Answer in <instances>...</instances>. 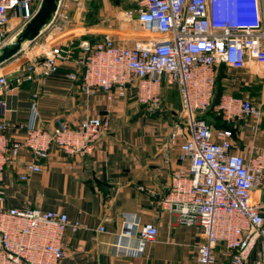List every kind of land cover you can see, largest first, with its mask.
<instances>
[{
    "label": "built area",
    "instance_id": "2783aa9c",
    "mask_svg": "<svg viewBox=\"0 0 264 264\" xmlns=\"http://www.w3.org/2000/svg\"><path fill=\"white\" fill-rule=\"evenodd\" d=\"M41 3L0 0V50L9 42L11 20L24 27ZM63 7L64 0L36 40V49L23 46L21 52L29 60L15 75L17 83L47 78L73 61L82 69L85 95L101 90L110 103L132 97L149 113L162 110L164 86L176 87L187 125L173 132L171 142L183 138L180 149L189 167L173 174L160 206L176 214L181 224L203 232L206 243L198 247L199 264H216L219 244L230 264H264V148L253 147L248 156L233 154L232 132H217L222 138L218 142L210 125L198 117L212 105L218 66L243 69L252 61L264 66V0H143L137 21L144 39L131 45L110 36L83 41L77 57L73 44H53L65 19ZM11 88L9 76L0 75V95ZM218 110L228 120L264 122V110L249 99L225 96ZM110 124L107 116L87 117L77 128L67 122L51 130L31 124L22 142H11L9 125L0 121V264H61L66 233L83 227L63 212L8 206L4 175L9 156L17 158L23 149L32 154L20 176L27 181L30 174L42 171L53 149L68 156L92 154ZM123 218L136 231L118 234L116 253L143 255L156 241L158 228L142 226L136 214L124 213Z\"/></svg>",
    "mask_w": 264,
    "mask_h": 264
},
{
    "label": "crops",
    "instance_id": "0c3cea01",
    "mask_svg": "<svg viewBox=\"0 0 264 264\" xmlns=\"http://www.w3.org/2000/svg\"><path fill=\"white\" fill-rule=\"evenodd\" d=\"M105 1L98 23L90 26L81 8L71 15L64 4L65 19L55 36L56 44H73L77 57L83 41L96 42L110 36L119 44L131 45L146 37L136 24L126 23L131 20L121 16L125 12L116 11ZM22 28L19 20H11L10 37H16ZM28 60L20 52L0 67V75L9 76L12 83L11 90L0 95V121L9 125L11 142H22L31 124L51 130L59 122H67L77 128L85 118L98 116L109 117L111 124L92 154L68 156L53 149L49 159L42 162V171L30 174L27 181H21L20 176L26 163L33 160L32 154L23 149L17 158L9 156L4 175L7 205L63 212L71 221L82 224L77 232L66 233L61 264H199L198 247L206 243L203 232L181 224L176 214L160 206L173 174L189 167L180 149L183 138L179 137L175 145L171 142L173 132L187 125L177 88L173 87V92L164 86L163 110L152 114L132 97L110 103L101 90L85 95L81 90L82 69L73 61L47 78L17 83L14 77ZM73 73L77 80L69 78ZM216 76L222 91L220 102L198 113V117L210 125L218 142L222 138L217 132L232 130L233 154L248 156L253 147L264 148L262 120H228L218 110L225 96L249 99L264 110V66L253 61L243 69L222 65L217 67ZM124 213L136 214L142 226L153 224L158 228L156 241L141 256L116 253L118 234L136 231L124 222ZM101 227L105 232H100ZM215 256L216 264H230L223 244L218 245Z\"/></svg>",
    "mask_w": 264,
    "mask_h": 264
},
{
    "label": "water",
    "instance_id": "95a60500",
    "mask_svg": "<svg viewBox=\"0 0 264 264\" xmlns=\"http://www.w3.org/2000/svg\"><path fill=\"white\" fill-rule=\"evenodd\" d=\"M62 0H42L35 16L21 29L13 41L0 50V67L15 58L26 43L35 41L56 15Z\"/></svg>",
    "mask_w": 264,
    "mask_h": 264
},
{
    "label": "rangeland",
    "instance_id": "374dc122",
    "mask_svg": "<svg viewBox=\"0 0 264 264\" xmlns=\"http://www.w3.org/2000/svg\"><path fill=\"white\" fill-rule=\"evenodd\" d=\"M97 0H64V10H68V14L74 15V13L76 12V10L78 8L82 9V17H85L91 10L90 5L92 2H96ZM111 6L113 7V9H115L116 11L119 12H125V15H121L123 16V18L126 19H130V22H126L128 23V25L131 24H136L137 28H139V30H141V26L140 24L137 22V16L139 14V10L141 9L142 5H143V0H112V2L110 0H107ZM105 1V2H107ZM107 2V3H108ZM113 3V4H112ZM88 21L86 20L85 23H87ZM126 26V25H125ZM20 30V29H19ZM142 31V30H141ZM144 35V34H143ZM15 36L11 35L10 38V42L14 40ZM57 42L54 40L53 44H56ZM39 40L38 41H33L31 43H26V47H28L31 50L36 49L39 46ZM170 88L172 89L173 86H170ZM175 89L169 90V91H173L174 92Z\"/></svg>",
    "mask_w": 264,
    "mask_h": 264
},
{
    "label": "trees",
    "instance_id": "16d2710c",
    "mask_svg": "<svg viewBox=\"0 0 264 264\" xmlns=\"http://www.w3.org/2000/svg\"><path fill=\"white\" fill-rule=\"evenodd\" d=\"M110 1L112 2V0H110ZM102 3H103V0H97L96 2H92L91 3V5H90L91 10L85 16V19L88 21L86 23L88 26L94 25V24L98 23L99 11H100V8H101ZM92 43H94V42H92ZM221 96H222V91H221V88H220V84H219L218 78L216 77V85H215V91H214V98H213V101H212V105H211V107L209 109L213 108V106L217 105L220 102ZM181 109H182V107H181ZM162 110H163V108H162ZM162 110H160V111H158L156 113H152V114H157V113L161 112ZM228 130H230V129H228ZM222 131H224V130H222ZM230 131L232 132V130H230ZM232 134H233V132H232Z\"/></svg>",
    "mask_w": 264,
    "mask_h": 264
}]
</instances>
